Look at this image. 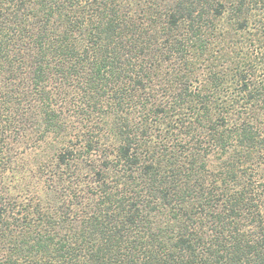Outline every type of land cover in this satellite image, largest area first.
Listing matches in <instances>:
<instances>
[{
	"label": "trees",
	"instance_id": "16d2710c",
	"mask_svg": "<svg viewBox=\"0 0 264 264\" xmlns=\"http://www.w3.org/2000/svg\"><path fill=\"white\" fill-rule=\"evenodd\" d=\"M0 264H264V0H0Z\"/></svg>",
	"mask_w": 264,
	"mask_h": 264
}]
</instances>
